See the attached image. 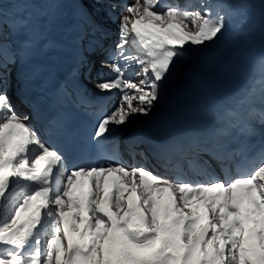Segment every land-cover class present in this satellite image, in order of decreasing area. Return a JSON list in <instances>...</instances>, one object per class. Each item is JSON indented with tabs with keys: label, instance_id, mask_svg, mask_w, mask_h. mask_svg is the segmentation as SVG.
<instances>
[{
	"label": "snow or ice",
	"instance_id": "obj_1",
	"mask_svg": "<svg viewBox=\"0 0 264 264\" xmlns=\"http://www.w3.org/2000/svg\"><path fill=\"white\" fill-rule=\"evenodd\" d=\"M96 2L108 3L109 12L116 7ZM124 7L116 21L119 41L101 62L112 75L97 83L102 92L118 90L120 100L97 121L96 160L71 169L8 94L12 67L27 63L45 37L30 16L0 13V264H264V159L250 172L237 166L233 176L227 165L243 153L224 142L234 132L256 134L257 116L264 124V107H249L253 99L264 106V60L259 78L221 110L207 136L150 146L163 173L119 159L115 136L112 150L106 148L112 126L148 115L178 64L214 44L243 5L135 0ZM82 22L100 30L90 17ZM134 63L138 83L125 74ZM77 64L92 70L82 54ZM138 143L132 138L129 146Z\"/></svg>",
	"mask_w": 264,
	"mask_h": 264
},
{
	"label": "bare ground",
	"instance_id": "obj_2",
	"mask_svg": "<svg viewBox=\"0 0 264 264\" xmlns=\"http://www.w3.org/2000/svg\"><path fill=\"white\" fill-rule=\"evenodd\" d=\"M168 1H171L172 5L183 4V6H185V7H190L189 4L193 0H168ZM259 1L260 0H231V2H233L237 5L242 4L243 8H242V10L238 11L236 14H234L230 18V20L228 22V27L224 31L223 35L214 44H209L205 48L196 49L195 51L197 54L192 56L191 59L181 61L178 64L177 69L174 71L173 76L168 80V82L166 84H164L161 87L160 98L154 103V106L151 109L150 113L146 116L138 117L137 121L133 122V124L134 125L135 124L142 125V124L146 123L149 118L154 117L156 115V111H157V110H155V108L158 106L159 100L161 98H168L170 95H175L176 94V92H175L176 88L183 85V84H181V81H183V82L194 81L203 72L210 70L216 62L229 57L234 50L241 48L242 46H246L248 41H249V37L252 36V32H251V28H250V26H251L250 13H251V10H254V15H255V9L257 8ZM213 2H215V4L216 3H222L223 0H213ZM31 3H34L35 6H39L40 8L36 7V9L39 11H42L43 8H41V7H44V5L47 6L48 2L46 1L43 3L42 0H18L17 4H18V7L20 10L17 13V15H20V12L23 14V12L27 11L29 9V7L31 9ZM17 4H16V0H2V2H0V13H2L3 16L6 18H9V19L13 18L14 14H15L14 12L17 10ZM19 4H20V6H19ZM102 5L105 6L106 4H102ZM108 16H109V14H108ZM93 23L98 25L97 20L95 18L93 20ZM79 25L80 24H77L76 27H78ZM100 29L101 30L97 31V30L93 29L92 27H90L89 25L85 26L82 29L83 34L81 36V40H83V41L89 40L90 48H95L97 42L101 40L103 34L107 38H109V40H115L116 39V35L113 31L114 27H113V29H111L110 26H101ZM95 31L97 33L100 32V34L96 35L94 33ZM109 31H112V32H109ZM79 35H81V34L79 33L78 36ZM8 39H9V37H8ZM262 59H264V55H263ZM93 67L96 68L95 65H93ZM78 69L79 68L77 67L76 71ZM106 72L111 74L109 72V70H102V74H105ZM127 75L132 76L134 82H137V78L133 77V75H131V74H127ZM88 79H89V77H88ZM130 94H135L136 96L138 95V93H135L133 91H131ZM119 100H120V96L115 101L114 106H116L119 103ZM136 102H137V100L133 101L134 104ZM250 105H253L254 107L262 106L259 103V101L256 99H253V102ZM262 107H264V106H262ZM20 108L22 109V107H20ZM132 118H130L129 124L132 122ZM133 119L135 120V118H133ZM255 119L257 120L259 118L256 117ZM116 127H117V130L115 132L120 130L123 127V125L116 126ZM138 155H140V153H138ZM213 167L217 171H219V166L216 165L215 163H213Z\"/></svg>",
	"mask_w": 264,
	"mask_h": 264
},
{
	"label": "rangeland",
	"instance_id": "obj_3",
	"mask_svg": "<svg viewBox=\"0 0 264 264\" xmlns=\"http://www.w3.org/2000/svg\"><path fill=\"white\" fill-rule=\"evenodd\" d=\"M106 15H107V14H106ZM95 17H96V16H95ZM138 95H139V94H138ZM138 95H137V97H138ZM136 103H137V102H136ZM136 103H135V104H136ZM131 118H132V117H131ZM132 119H133V118H132ZM112 127H114V125H113Z\"/></svg>",
	"mask_w": 264,
	"mask_h": 264
}]
</instances>
